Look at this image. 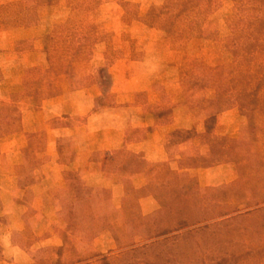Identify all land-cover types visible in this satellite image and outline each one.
<instances>
[{
  "label": "rangeland",
  "instance_id": "374dc122",
  "mask_svg": "<svg viewBox=\"0 0 264 264\" xmlns=\"http://www.w3.org/2000/svg\"><path fill=\"white\" fill-rule=\"evenodd\" d=\"M16 1L19 0H0V26L6 29L17 28L9 26L14 21L10 17L12 12L18 9L12 6ZM261 1L264 0H216L208 10L203 26H174L171 36L166 34L163 22H152L147 16L155 0H89L87 5L78 9L73 26H87L89 23L97 26L100 41L91 45L86 58L77 64L76 82L62 88L88 85L92 76L81 73L87 72L88 66L103 55L105 64L93 79L99 83L103 94L95 109L98 111L99 105L105 104L114 108L106 113L99 110L98 116L95 114L98 119L91 125L85 121L87 117L73 114L62 121L57 130L66 127L64 133L68 134L59 137L62 157H59L54 143L47 150L45 134V160L40 165L42 178L33 185H36L34 188L21 185L12 165L17 188L26 189L19 198L25 204L19 206L25 220L20 231H10L11 226L0 230V264H264V77L258 81V92L254 84L264 74V44L258 49L246 48L247 40L243 37L239 42L237 34L238 28H264ZM51 6L46 9L41 5L35 9L33 26L18 27L32 28L42 40V36L55 26L67 25L71 11L65 1ZM45 28L50 30L45 32ZM189 28H200L202 32L190 37L188 31L183 33ZM159 37L165 38L173 51L169 66L161 67V73L169 79H164L161 85L165 88L164 98L141 96L134 108L125 105L124 110H118V93L113 90L120 84L114 85L110 67L122 58H143L146 42ZM24 42L17 43V51L24 49ZM99 43L103 44L102 47H96ZM163 47L165 43L157 44L158 49ZM102 49L106 51L102 53ZM161 60L164 58L159 56L157 61L164 62ZM216 68H219L218 75L228 77L232 80L230 85L239 90L246 86L255 89L242 102L249 101L246 103L249 107L241 111L238 105H234L218 114L214 123L215 133L220 138L226 136V147L230 151L233 149L235 156L241 159L242 172L235 161L189 168L191 177L188 180L182 177L172 199L164 197L166 192L144 191L147 185L145 172H134L128 177L132 190L127 191L126 177L117 173L118 168L128 161L127 152L140 153L128 150L126 145L120 147L124 133L129 132V139L133 140L150 132L151 128L146 127L148 122L144 120L145 127H141L139 119L151 113V109H172V113L160 120L155 128L158 130V144H161L163 134L166 143L170 131L184 123H190L196 132H202L204 124L191 118L188 106L180 97L183 87L179 84H186L193 76L211 80ZM154 97L160 100L161 106L148 103ZM20 103L25 104L23 100ZM187 114L190 119L185 121ZM40 117L45 119V113ZM36 123L45 130V121ZM49 138H56V134H50ZM113 145L114 148L108 151L104 148ZM74 149H77L76 159L64 163L65 156L68 158ZM82 151L83 154H93L95 164L105 161L104 171L103 166H97L98 174L85 173L86 163L78 160ZM200 151L198 142L190 141L180 145L175 152L166 151L167 160L146 161L150 164L167 163L180 173L178 160L181 155H198ZM105 153L110 155L105 157ZM94 167L89 166L90 169ZM67 171L74 172L89 192L97 195L93 205L80 207L83 210L80 213L85 220L93 218L98 221L92 223L93 232L97 230L93 238L82 229L84 237L76 232L63 245V222L58 218L56 196L66 189ZM163 173H153L152 177L160 181ZM154 193L160 195L164 204ZM106 200L112 203L111 209L117 210L115 213L104 207Z\"/></svg>",
  "mask_w": 264,
  "mask_h": 264
},
{
  "label": "trees",
  "instance_id": "16d2710c",
  "mask_svg": "<svg viewBox=\"0 0 264 264\" xmlns=\"http://www.w3.org/2000/svg\"><path fill=\"white\" fill-rule=\"evenodd\" d=\"M65 1L67 7L70 8L71 15L66 21L67 25L55 26L54 29L42 36L43 49L47 56V63L43 66H34L24 69L22 93L11 94L12 102L9 104H0V138L13 134L24 132L29 141L26 147L21 149L17 154H13L15 159V173L19 178V182L24 188L33 186L41 180L42 174L40 165L45 160V130L43 126L35 123L25 125L21 121V112L19 102L24 101L25 106L30 109H37L41 106V102L48 97L60 94L62 86L76 82L78 79L77 64L84 60L87 56L88 49L100 41L98 38L97 26L89 23L87 26H73L75 19L82 6L87 5L89 0H19L12 3V6L18 7L13 11L11 18L13 23L9 26H33L35 24V9L41 5L51 6ZM239 1V0H235ZM257 2L260 0H256ZM216 0H155V4L149 9L148 15L150 20L163 22V27L168 36L174 32V26H203V22L208 15V10L215 4ZM156 3L161 5H156ZM264 1H261V9L264 11ZM11 6V4H9ZM91 13V9H88ZM155 23V22H154ZM152 23V24H154ZM85 27V28H84ZM238 28L239 42L244 37L245 47L259 48L260 44H264V28L258 30ZM255 28V26H254ZM188 36L200 35V28H189L183 31ZM192 32V33H191ZM236 33V32H235ZM219 68H216L211 80H204L193 76L189 81L180 83L183 87L180 97L183 104H186L192 119L201 120L204 124L202 132H196L190 123H184L173 128L165 143V150L169 153L175 152L180 145L190 141H196L199 144L200 153L198 155L185 156L181 155L178 160V166L181 172H175L167 163H148L141 154L127 152L128 161L122 163L117 173L125 178L124 182L128 190L130 189V175L134 172L144 171L147 176V185L143 189L150 192H166L165 198L172 199L176 192V188L183 178L188 180L191 177L188 169L196 167H208L220 164L225 161H235L239 165V171L242 172V163L239 157L226 147L227 137H218L215 133V118L218 114L238 105L241 111H244L248 95L251 96L255 90L250 86H246L243 90H239L237 86L230 85L232 80L219 74ZM257 78V92L260 78ZM223 79V80H220ZM219 80V81H218ZM250 83V82H249ZM185 85V87L183 86ZM100 99V98H99ZM172 113V109H155L153 116L157 122ZM56 127L62 125L61 120H56ZM59 157H62L60 151L61 140L57 142ZM68 158L65 156L64 163H71L77 157V149L71 150ZM165 172L163 179L157 181L152 174ZM165 176V177H164ZM183 177V178H182ZM193 178V177H192ZM67 182L66 189L59 192L56 196V202L59 207L58 218L63 222V234L61 236L63 245H66L69 237L76 232L83 236L82 229H86L87 234L93 238L97 230L93 232L92 223L98 220H85L81 217V208L83 204L93 205L97 195L89 192L84 183L72 171L65 172ZM195 180V178H193ZM181 184V182H180ZM129 188V189H128ZM185 189V187H183ZM154 193L162 202L160 195ZM166 201V199L164 200ZM107 209L110 208L111 213L117 210L111 209L112 203L106 200ZM107 211V212H109ZM106 216V213H102ZM103 216V217H104ZM102 218V216H101ZM84 237V236H83Z\"/></svg>",
  "mask_w": 264,
  "mask_h": 264
},
{
  "label": "crops",
  "instance_id": "0c3cea01",
  "mask_svg": "<svg viewBox=\"0 0 264 264\" xmlns=\"http://www.w3.org/2000/svg\"><path fill=\"white\" fill-rule=\"evenodd\" d=\"M51 7L53 6H46V9ZM142 27L145 29L144 26ZM48 30H50V28H45V32ZM33 31L34 30L32 28L17 27L6 29L3 26H0V104L11 103V94L23 92L24 69L34 66H43L47 63V56L43 51L41 37H39V35L37 36ZM19 41H26L24 42L26 45L23 50L17 51L16 48ZM159 42L163 44L165 43V47L158 49L157 44ZM102 45L103 44L99 43L96 47H102ZM144 47L145 49L143 50L144 53L142 55L143 58H122L117 61L119 63L113 64L109 69L114 79V85L120 84L119 88L113 90L118 93V107L116 106L118 110H124L126 106H128V108L131 106L134 108L135 105H137L136 102L140 101L141 96L146 98L149 95H159V97L164 98L165 88L161 85H163V81L166 79V76H164V73H161V67L169 66V61H171L169 60V56L173 53V51L169 48L166 39L160 37L157 40H149L146 42ZM101 51L103 53L106 50L102 49ZM159 56L160 59L161 56L164 58V60H161L164 62L157 61ZM97 59V62L88 66L89 69L87 72L81 73L83 76H92L90 77L92 78L91 82L88 83V85L64 86L61 89L60 94L45 98L41 102V106L37 109H30L25 106V104H19L21 121L23 124L32 125L42 120L45 121V131L47 134L48 145L47 150L48 148L50 150L53 143L56 150L59 137L64 134L68 135L66 131L64 133L66 127H63L62 131H58L60 127L54 128V121H65L73 114L75 116L87 117L85 118V121L87 120V124L91 125L98 119L95 117V114L98 116L99 110L100 112L105 113L113 110L114 107L108 104L99 105L100 109L98 108V111L95 109L97 100L101 98L103 94L99 83L93 79L98 74L99 68L105 64L103 55ZM167 80L169 79H166L165 81ZM148 103L155 104V107L161 106L160 100L155 99V97L150 98ZM178 107L179 106L174 109ZM185 108L186 107H183V109ZM153 110L151 109V113L145 115L143 119H139V125L141 127H145L143 125L144 120L148 122L146 127L148 128L149 126V128H151L150 132L148 131L140 138L130 140V133L126 131L120 145V147L126 145L128 150L142 154L143 158L149 162L167 160L169 157L165 150L166 135H162L163 140H161V144L156 143L158 139V130L156 129L159 124L153 116ZM44 113L45 119L40 117V114ZM189 119L190 116L187 114L184 120L188 121ZM50 134H56V138L50 139ZM28 141L29 139L24 132L13 133L0 138V223L7 224H1L0 230L4 228L6 229L10 226V231H20L23 229L22 223L25 219L22 214L24 213L20 210L19 206L25 204L24 201L19 200V198L21 195L23 197L26 189L17 188V179L12 169V165L15 168V159H17L13 156V154H17L21 149L26 147ZM104 148L108 151L110 148H114V145L113 147L105 146ZM47 154L48 156L51 155L49 153ZM103 155L108 157L110 154L105 153ZM78 160L82 163H86L84 166V172L87 174L91 173L93 175L99 173L95 170V168L97 169L100 166L102 167L105 162L103 161L95 164L93 162V154H83V151L79 154ZM51 161H53V159H51ZM90 165L96 167L90 169ZM42 173L44 174V172ZM35 186H32L31 189Z\"/></svg>",
  "mask_w": 264,
  "mask_h": 264
}]
</instances>
